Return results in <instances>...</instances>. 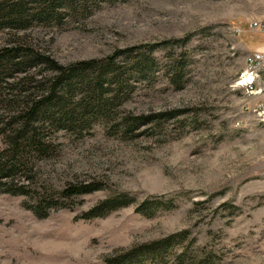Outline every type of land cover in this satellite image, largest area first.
<instances>
[{
	"label": "rangeland",
	"instance_id": "374dc122",
	"mask_svg": "<svg viewBox=\"0 0 264 264\" xmlns=\"http://www.w3.org/2000/svg\"><path fill=\"white\" fill-rule=\"evenodd\" d=\"M35 1L25 0L27 8ZM64 12L58 21L0 28V51L23 47L68 66L170 44L153 52L145 80L117 60L133 89L117 99L107 94L113 101L103 116L89 118L74 105L69 121H60L66 128L37 125L47 152L15 174L16 188L0 187V264H106L122 250L181 232L161 262L145 264H264V67L251 89L240 86L245 59L264 53V0H117ZM178 62L180 86L178 75L170 79ZM14 76L0 86V151L16 129L10 122L22 90L41 95L36 87L52 73L39 64L21 87L14 83L24 75ZM149 116L144 126L126 122ZM78 183L97 190L62 197ZM121 194L134 202L105 217H81ZM154 197L153 216L136 212Z\"/></svg>",
	"mask_w": 264,
	"mask_h": 264
},
{
	"label": "trees",
	"instance_id": "16d2710c",
	"mask_svg": "<svg viewBox=\"0 0 264 264\" xmlns=\"http://www.w3.org/2000/svg\"><path fill=\"white\" fill-rule=\"evenodd\" d=\"M116 2L117 0H36V6L32 9L27 8L28 4L25 3V0L0 2V28L23 29L28 26V21L31 20L40 22L58 21L65 15L64 10L73 12L86 9L88 11L91 8H97L100 3L114 4ZM185 41V39H181L173 42L182 44ZM168 44L170 42L166 41L132 46L117 50L103 60L80 61L68 66H62L48 57L33 53L27 48L16 46L15 48L2 49L0 51V86L2 83L6 86L9 85L8 79H13L14 74H21L24 77L14 83L16 86L21 87L27 79V71L39 64L45 65L47 70L51 71L52 76L41 83L39 87H36L42 92L39 96L36 93L33 94L34 96L29 95L27 90L19 89V91L22 90L27 94L23 97L24 100L21 103L19 102L21 105L18 107H22L18 108L20 112L17 117H14L15 123L10 122V125H15L16 129L6 136V147L0 151V187L16 188L15 174L17 172L26 173L30 168L31 158L34 155H42L47 152L49 145L42 140L40 132H38L37 125L39 123L44 121L59 124L60 121L66 122V120L68 122L76 111L75 107L72 108L74 105H78L81 113L89 115V118L92 115L103 116L105 114L104 110L108 109L110 102L113 101L107 97V94L116 95L114 98L117 99L120 94L127 96L129 91L133 89L126 77L127 70L123 71L118 66L117 60L119 58L126 59L131 70L128 73L133 74L134 77L137 76L139 80H145L152 70L151 66L154 64L153 52ZM180 71L181 67L178 62L173 65L170 74L172 82H175L177 75L179 76L177 83L179 85L177 86L182 83V76L179 75ZM75 91L79 95L75 96ZM68 97H71L70 102H68ZM74 97L76 101H74ZM59 114L64 115L62 120L57 119L56 115ZM153 120L149 116L128 119L126 122L130 127L136 125L138 127L139 125L144 126ZM59 126L60 128H66L61 123ZM95 190H97V187H92L90 184L78 183L64 189L61 195L64 198H69L73 195L91 193ZM6 192L19 194L14 191ZM153 199L144 200L136 208V212L147 217L153 216L160 206V202L155 197ZM41 201L45 202L46 199ZM133 202L132 197L121 194L99 202L81 217L86 220L105 217ZM46 204L48 206L51 203ZM169 206L167 208H171ZM185 235L186 232L170 234L162 239L122 250L114 256L107 257L104 262L106 264L161 262L168 252L182 242ZM202 264L206 263L203 262Z\"/></svg>",
	"mask_w": 264,
	"mask_h": 264
},
{
	"label": "built area",
	"instance_id": "2783aa9c",
	"mask_svg": "<svg viewBox=\"0 0 264 264\" xmlns=\"http://www.w3.org/2000/svg\"><path fill=\"white\" fill-rule=\"evenodd\" d=\"M256 24H254L255 26ZM264 67V53L262 52H255V53H250V59H245V68L243 70V73L241 76L244 74H247L249 77V80L244 83V85L240 86H245L248 88H252V85L254 84L255 78L257 77V73L261 71V69ZM241 81H237L238 84Z\"/></svg>",
	"mask_w": 264,
	"mask_h": 264
},
{
	"label": "bare ground",
	"instance_id": "6f19581e",
	"mask_svg": "<svg viewBox=\"0 0 264 264\" xmlns=\"http://www.w3.org/2000/svg\"><path fill=\"white\" fill-rule=\"evenodd\" d=\"M246 76V77H245ZM243 82L246 83L249 80L248 75H244L242 78ZM242 83V82H241ZM243 85V84H242Z\"/></svg>",
	"mask_w": 264,
	"mask_h": 264
}]
</instances>
